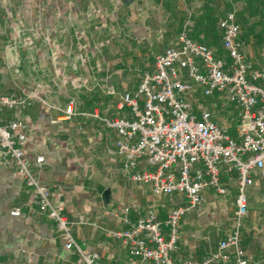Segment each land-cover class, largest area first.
I'll return each mask as SVG.
<instances>
[{"label": "crops", "instance_id": "1", "mask_svg": "<svg viewBox=\"0 0 264 264\" xmlns=\"http://www.w3.org/2000/svg\"><path fill=\"white\" fill-rule=\"evenodd\" d=\"M253 17H243V0H0V94L28 96L21 113L4 111L2 123L25 125L23 151L36 165L38 179L54 205L74 222L72 235L98 264H151L130 255L108 235L155 210L159 219L181 205L177 195L155 196L130 181L115 153L116 132L90 116L129 118L120 97L136 90L154 59L178 46L186 28L192 40L228 61L218 22L231 10L240 27L238 40L254 68L264 70V0H255ZM249 20V23L248 21ZM194 109L212 113L216 124L239 140L238 108L225 93L189 95ZM72 102L75 115L62 111ZM147 169L141 162L137 170ZM0 162V264H83L64 248L54 223L40 213L22 177ZM226 194L203 192V202L181 223L175 262H199L231 231L237 194L234 177H221ZM14 207L19 216H11ZM247 264H264V171L256 172L247 191L241 228Z\"/></svg>", "mask_w": 264, "mask_h": 264}, {"label": "built area", "instance_id": "2", "mask_svg": "<svg viewBox=\"0 0 264 264\" xmlns=\"http://www.w3.org/2000/svg\"><path fill=\"white\" fill-rule=\"evenodd\" d=\"M218 27L228 61L192 40L183 28L178 46L157 54L153 71L143 72L136 90L121 95V105L128 109L129 118L100 117L97 111L90 114L116 132L115 153L130 181L149 187L155 196L177 195L181 199V205L163 219L149 208L132 222L125 210L123 221L127 227L108 233L123 243L130 255L144 262L247 264L241 228L247 213V191L254 184L255 173L264 171V70L246 61L234 10L225 14ZM197 91L206 97L226 94L238 108L239 140L219 127L209 110L194 109L189 95ZM30 105L28 96L0 94V116L4 111L21 113ZM74 115L69 102L62 116L67 120ZM25 129L18 119L0 121V162L22 177L36 209L54 223L64 248L76 253L83 264H98V255L85 251L75 241V223L67 218L63 207L53 204L49 188L38 179L35 168L44 163L43 157H25ZM141 162L147 169L137 170ZM223 175L234 177L237 191L231 231L201 261L175 262L172 254L178 250L182 220L201 205L205 189L226 194L221 183ZM20 213L19 207L10 211L11 216Z\"/></svg>", "mask_w": 264, "mask_h": 264}, {"label": "trees", "instance_id": "3", "mask_svg": "<svg viewBox=\"0 0 264 264\" xmlns=\"http://www.w3.org/2000/svg\"><path fill=\"white\" fill-rule=\"evenodd\" d=\"M244 2V7L243 10L240 12L239 16L243 17L245 15V13H249L251 14L253 17L255 16V12L256 9L258 8L256 5V1L255 0H243ZM264 7V5H263ZM249 23V20H247Z\"/></svg>", "mask_w": 264, "mask_h": 264}]
</instances>
